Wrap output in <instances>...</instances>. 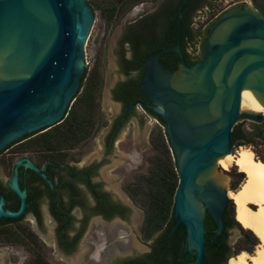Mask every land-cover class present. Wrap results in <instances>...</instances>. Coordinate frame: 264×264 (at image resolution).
<instances>
[{
    "label": "water",
    "instance_id": "1",
    "mask_svg": "<svg viewBox=\"0 0 264 264\" xmlns=\"http://www.w3.org/2000/svg\"><path fill=\"white\" fill-rule=\"evenodd\" d=\"M211 3L212 8L197 11L193 19L194 29H202L203 34L188 51L199 59L186 63L179 21L174 45L145 59L141 85L165 123L175 157L179 179L171 233L179 225L185 228L190 259L184 264L203 263L206 212L216 224L214 235L223 230V212L232 196L229 177L214 168L229 164L234 125L264 119V16L247 0ZM158 4L131 11L114 38L102 67L106 111L111 103L108 87L117 78L116 40L129 23L152 13ZM178 17L181 20V11ZM93 23L94 10L88 0H0V152L63 120L85 70L86 42ZM169 52L179 59L176 69L160 63L161 55ZM152 124H157L154 119H146L141 129L133 131L139 151L143 148L139 142ZM94 149L98 151L97 146ZM21 165L44 176L28 158L17 160L6 183L18 194L20 207L17 211L4 209L0 193V218H17L25 208V194L17 182ZM0 181H4L1 170ZM241 237L236 228L229 230L228 242L234 250ZM133 244L141 248L143 243L134 238ZM7 253L5 247L0 248L1 258ZM226 264H235L233 256Z\"/></svg>",
    "mask_w": 264,
    "mask_h": 264
},
{
    "label": "flooded vegetation",
    "instance_id": "2",
    "mask_svg": "<svg viewBox=\"0 0 264 264\" xmlns=\"http://www.w3.org/2000/svg\"><path fill=\"white\" fill-rule=\"evenodd\" d=\"M155 12L129 23L116 40L117 78L108 87L111 103L107 111L102 104L105 77L99 53L93 56L91 67L85 54V70L77 94L90 74L97 77L99 125L94 134L59 155L15 152V147L33 134L10 143L0 152L8 174L0 181L4 209L17 211L20 207L18 194L6 183L17 160L28 158L45 176L24 165L17 168L25 208L17 218H0V236H4L0 248L8 250L7 256L0 257L2 264L42 260L48 264H172V253L166 248L171 244L170 238L166 236L160 246L161 231L145 237V209L132 195L133 185H139L141 175L148 170L155 126L139 142L143 147L140 151L133 131L135 127L141 129L146 119L162 125L154 104L141 88L146 72L144 61L152 53H147L146 43L132 38L139 20ZM160 63L168 69L178 67L172 59H160ZM236 178L237 173L229 171L231 185ZM234 212L228 199L223 218L230 221ZM134 238L143 243L141 248L133 244ZM176 259L182 263L190 259L185 238Z\"/></svg>",
    "mask_w": 264,
    "mask_h": 264
},
{
    "label": "trees",
    "instance_id": "3",
    "mask_svg": "<svg viewBox=\"0 0 264 264\" xmlns=\"http://www.w3.org/2000/svg\"><path fill=\"white\" fill-rule=\"evenodd\" d=\"M158 0H109L104 5L94 1H88L91 7L102 10L106 18L111 21L116 15H124L134 6L143 2H155ZM264 16V0H249ZM211 0H160L156 12L139 20L133 37L137 43H146L149 46L147 53H153L165 46L172 47L177 34V26L181 21L180 48L188 64L199 59L188 51L197 37L202 36V29H194L193 19L195 13L204 8H212ZM181 11V20L178 13ZM160 59H172L178 63L179 59L173 52L163 54ZM84 78V77H83ZM98 81L97 77L90 74L87 77L82 90L76 95L70 104L63 120L42 131L36 132L24 142L15 147V152L41 153L44 156L59 155L62 151L76 148L85 139L95 133L98 128ZM164 126L165 123L159 120ZM233 144L239 147H250L255 155L264 161V119L251 121L249 126L244 123H236L231 131ZM262 148V149H260ZM152 154L149 157V167L139 179V185H133L132 195L145 209V220L142 231L148 238L153 233L161 231L160 246H163L165 237L171 240L166 248L172 253V264H184L177 261L176 254L185 238V228L179 225L172 233L174 224L173 196L178 184V171L175 157L167 141L165 130L155 129L151 135ZM65 156V154H62ZM238 178L232 185L233 191L242 180L244 174L237 173ZM244 181V179H243ZM242 181V182H243ZM236 189V190H235ZM224 227L219 235H214L216 224L209 215L205 214V257L202 264H226L230 256L246 251L253 254L249 247L236 250L228 242L230 229L238 228L241 233V241L254 246L258 245L254 233L242 228L234 216L231 220L223 218ZM225 228V229H224ZM256 236V235H255ZM4 240V236H0ZM188 258H186L187 260ZM33 264H48L45 260L35 261Z\"/></svg>",
    "mask_w": 264,
    "mask_h": 264
},
{
    "label": "bare ground",
    "instance_id": "4",
    "mask_svg": "<svg viewBox=\"0 0 264 264\" xmlns=\"http://www.w3.org/2000/svg\"><path fill=\"white\" fill-rule=\"evenodd\" d=\"M233 165L244 174L240 187L236 191L231 190L235 219L252 231L259 241L253 254L243 251L233 259L235 264H264V161L251 149L240 147L231 152L229 164L220 167L226 170Z\"/></svg>",
    "mask_w": 264,
    "mask_h": 264
},
{
    "label": "rangeland",
    "instance_id": "5",
    "mask_svg": "<svg viewBox=\"0 0 264 264\" xmlns=\"http://www.w3.org/2000/svg\"><path fill=\"white\" fill-rule=\"evenodd\" d=\"M88 1H94L97 4L104 5L109 0H88ZM159 1L160 0L155 1V2H143V3H140V4L136 5V6H134L130 11H128L124 15H121V16L120 15H116V16H114L111 21H109L106 18V16L102 12V10H100L98 8L94 9V23H93V27L91 29L89 38H88V40L86 42V48H85L86 61L88 62V66L91 67L93 56L96 53H99V60H100V64H101L100 68L102 69L103 61H104V59H105V57H106V55H107V53H108L113 41H114V38H115V36H116V34H117V32H118L123 20H124V18L130 17L131 11H134V10H137V9H141V8H144V7H148V6H151V5H154V4H158ZM247 1H248V4L252 6L251 2L249 0H247ZM240 123H244L245 126H249L250 122H240ZM152 126H155V129H161L162 131L165 130L163 125L152 124L151 127ZM149 147L150 146H148V149H149ZM242 147H244V146H242ZM239 148H240L239 146L234 145L232 152L234 153ZM247 148L251 149L250 147H247ZM260 149H262V148H260ZM254 154H256V153H254ZM0 170L2 172L3 179H6L8 174L4 170V167H3V164L1 162V160H0ZM214 170H216V171H218V172H220V173H222V174H224V175H226L228 177H229V171H234L235 173H239L240 172L235 165L230 166L226 170L221 168L220 166H216L214 168ZM243 179H244V176H243L242 180L236 186V189H238L240 187ZM229 183H230V190H234V189H232L231 180H229ZM232 203H233V201H232ZM233 207H234V210H235L234 203H233ZM242 228H244V227H242ZM236 230H237V234L242 235L241 231L238 228H236ZM253 235L256 238V241L258 243L259 242L258 238L255 236V234H253ZM241 247L242 248L249 247V248L252 249V252H253V251L256 250L257 245L251 246V245L241 241V239L237 238V248H241Z\"/></svg>",
    "mask_w": 264,
    "mask_h": 264
}]
</instances>
